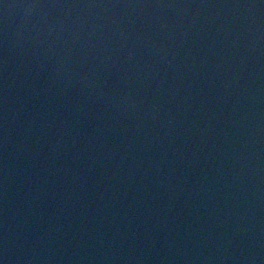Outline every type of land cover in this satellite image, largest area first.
Instances as JSON below:
<instances>
[{
	"label": "water",
	"instance_id": "1",
	"mask_svg": "<svg viewBox=\"0 0 264 264\" xmlns=\"http://www.w3.org/2000/svg\"><path fill=\"white\" fill-rule=\"evenodd\" d=\"M2 264H264V0H0Z\"/></svg>",
	"mask_w": 264,
	"mask_h": 264
},
{
	"label": "snow or ice",
	"instance_id": "2",
	"mask_svg": "<svg viewBox=\"0 0 264 264\" xmlns=\"http://www.w3.org/2000/svg\"><path fill=\"white\" fill-rule=\"evenodd\" d=\"M0 264H2V262H0Z\"/></svg>",
	"mask_w": 264,
	"mask_h": 264
}]
</instances>
